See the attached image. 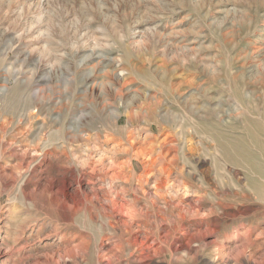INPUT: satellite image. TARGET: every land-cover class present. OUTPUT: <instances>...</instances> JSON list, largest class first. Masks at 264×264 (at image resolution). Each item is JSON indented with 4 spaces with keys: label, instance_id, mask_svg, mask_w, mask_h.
<instances>
[{
    "label": "rangeland",
    "instance_id": "rangeland-1",
    "mask_svg": "<svg viewBox=\"0 0 264 264\" xmlns=\"http://www.w3.org/2000/svg\"><path fill=\"white\" fill-rule=\"evenodd\" d=\"M253 178L264 0H0V264H264Z\"/></svg>",
    "mask_w": 264,
    "mask_h": 264
},
{
    "label": "bare ground",
    "instance_id": "bare-ground-1",
    "mask_svg": "<svg viewBox=\"0 0 264 264\" xmlns=\"http://www.w3.org/2000/svg\"><path fill=\"white\" fill-rule=\"evenodd\" d=\"M245 150L246 149H242L241 150V158H242V160L244 161V160H250V161H252L253 159H251V157H250V155H249V153H247V152H245ZM141 152H143V151H141ZM138 156H139V153L137 154ZM99 160V159H98ZM251 163V165L252 166H254V163H253V161L252 162H250ZM258 171L260 172V169H258ZM252 188L251 189H253L255 192H256V194L258 195V197L259 198H261L262 199V197H264V185L263 184H261V183H259V181L258 180H256V179H254L253 178V180H252ZM262 201H263V199H262ZM132 211V210H131ZM132 213L133 212H131V218L133 219L134 217H132ZM129 219V218H128ZM152 249H153V247H152ZM155 249V248H154ZM144 250V249H143ZM142 250V251H143ZM1 251V250H0ZM10 251H11V249H10ZM9 251V252H10ZM8 252H4V254H7ZM7 255H10V253L9 254H7ZM3 256L1 255L0 256V258H2ZM225 257V256H224ZM222 258V257H221ZM225 259V258H224Z\"/></svg>",
    "mask_w": 264,
    "mask_h": 264
}]
</instances>
